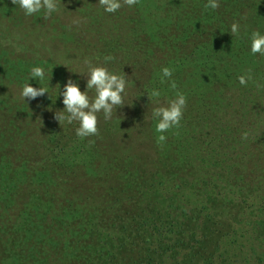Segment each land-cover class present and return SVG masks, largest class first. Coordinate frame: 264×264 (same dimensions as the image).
I'll return each instance as SVG.
<instances>
[{"label":"rangeland","instance_id":"rangeland-1","mask_svg":"<svg viewBox=\"0 0 264 264\" xmlns=\"http://www.w3.org/2000/svg\"><path fill=\"white\" fill-rule=\"evenodd\" d=\"M143 2L107 13L98 0H61L45 19L43 10L28 16L0 0V229L23 233L10 245L0 240V264H264V99L238 94L223 105L229 116L221 108L218 117L182 118L161 146L152 116L161 105L150 98L159 84L144 64L141 85L134 74L142 35L157 29L153 6ZM177 3L170 15L183 43L210 52L217 27L203 32L213 19L203 21L192 0L185 3L195 15ZM108 55L115 57L110 68ZM85 58L127 75L126 105L110 119L117 126L111 139L103 113L99 136L84 139L78 122L55 119L64 107L58 84L62 91L71 78L95 96L86 89ZM152 66L158 76L160 64ZM33 67L44 68V81L29 79ZM203 77L198 88L207 100L216 79ZM26 83L48 93L24 102ZM205 106L211 112V103Z\"/></svg>","mask_w":264,"mask_h":264},{"label":"trees","instance_id":"trees-1","mask_svg":"<svg viewBox=\"0 0 264 264\" xmlns=\"http://www.w3.org/2000/svg\"><path fill=\"white\" fill-rule=\"evenodd\" d=\"M141 1H144V6H153L150 17L155 21L157 29L154 30L149 26L148 30L142 35L143 50L145 51L142 54L139 52L140 67L134 70V74L137 76L138 86L141 85L140 79L144 77L143 72H141L143 64L146 66L148 74L152 76L156 84H159L158 88H160L161 96L158 99L160 105L175 98V90L171 89V91L166 92L161 89L163 85L167 86V88L170 87L171 80L176 82L178 90L183 92L187 97V105L183 118L189 121H196L197 117L202 113H210L212 118L218 117L219 114L217 115V113L221 108V115L224 117L229 116L227 106L223 105L226 100H235L238 94L246 99L249 92H252L255 94V100L258 99L259 95H261L260 98L264 99V87L257 88L256 84L252 81H249L247 86H242L238 80L239 76L247 72L248 69L242 65L247 62L252 67L253 79L260 84H264V56L259 54L253 55L250 49L251 33L259 31L261 34H264V0H219L220 7L215 10H205L204 5L207 3V0H192L194 6H196L197 13L185 3V0ZM173 1L180 3L182 10L191 12V15L198 14L203 21L213 19L211 24L205 26L203 32L205 33L210 25L217 27L215 36L208 41L209 49H212L210 52L202 53L201 50H198L196 53V46L193 42H191L190 46H186L183 43L182 34L179 32L178 27L175 28L174 26L175 18L170 15V3ZM190 1L188 0V3ZM259 17H261L262 21L259 20ZM234 22L240 24L239 35H232L230 32V27ZM132 44L134 46L135 42ZM213 45L217 50L212 48ZM126 48H131V46L127 45ZM261 60L262 62L259 63ZM152 61L155 64H160L154 70L159 71L158 76H153L155 72H152ZM196 63H199V65ZM110 65L106 62L107 67L110 68ZM164 67H169L174 71L171 80L165 78V82L162 84L161 69ZM204 74L210 77L207 78L209 80L211 78L216 79L213 93L205 96L209 98L207 100H201L203 94L200 88H198V84L204 78ZM138 88L134 87L129 90L132 94L146 102L148 99L146 92ZM231 93L233 94L232 96L230 95ZM132 103L134 104L133 101ZM209 103L212 105L211 112H208V108L205 106ZM159 104L156 103L155 105ZM131 111L133 112V109ZM110 121L104 122L103 131L111 139L116 135L115 130L117 126L111 124ZM81 166L86 168L84 165ZM11 230L10 228L7 230L0 229V240H2L3 244H7L9 240L10 245L12 244L11 239L23 237V233L17 229H13L12 232ZM5 247L2 246V252L7 257H10L9 254L7 255L8 249H5Z\"/></svg>","mask_w":264,"mask_h":264},{"label":"clouds","instance_id":"clouds-1","mask_svg":"<svg viewBox=\"0 0 264 264\" xmlns=\"http://www.w3.org/2000/svg\"><path fill=\"white\" fill-rule=\"evenodd\" d=\"M12 4L18 5L25 13V15H33L35 13L44 11V18L47 19L53 12H58L60 6L63 5L61 0H11ZM99 5L107 13H115L124 6L133 7L140 3V0H98ZM64 6V5H63ZM220 7L219 0H207L204 8L217 9ZM79 23V21H76ZM232 35H239L240 24L238 22L232 23L230 27ZM250 49L253 55L259 54L264 56V34L259 31H253L250 36ZM105 62L115 60L114 56L108 55L104 57ZM84 64L88 67V76L86 81L87 90H95V96L90 97L88 92L81 91L79 84L69 78L60 91L58 84L57 95L62 96L63 110L55 113V119L60 123L66 122L72 124L78 122L76 128V135L84 139L90 136H99V118L98 113H103L104 120H110L118 108H122L125 104L126 88L128 86L127 75L122 72L116 74L110 72L104 66H94L87 58ZM173 69L164 67L161 69L162 79L161 83L165 82V78L171 80ZM82 75V73H79ZM52 75V69H51ZM51 75L47 77L48 83ZM30 78H35L38 81H44L46 73L42 67H33L30 72ZM239 83L242 86H247L249 81L256 84L257 88L264 87V84L253 79L252 70L248 69L244 75L238 77ZM170 88L176 91L174 99L167 102L166 105L155 107L152 111V116L157 120L156 132L160 133L157 137V142L162 146L167 140L163 134L171 129H179L181 127V120L183 118L184 110L187 105L186 95L179 91L174 80L170 82ZM48 93V88L39 86L33 87L29 83L23 85L20 92L21 99L25 102L34 100L38 97L44 96ZM161 92L158 89H153L150 92V98H153L159 104V97ZM175 134H178L175 133ZM249 133L244 132L241 135L242 140L248 138ZM94 141H89V145Z\"/></svg>","mask_w":264,"mask_h":264}]
</instances>
